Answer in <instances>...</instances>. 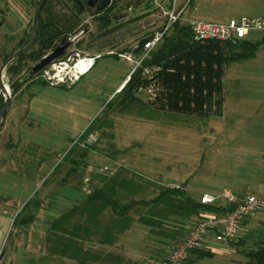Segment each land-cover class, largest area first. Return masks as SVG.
<instances>
[{
	"label": "rangeland",
	"instance_id": "obj_1",
	"mask_svg": "<svg viewBox=\"0 0 264 264\" xmlns=\"http://www.w3.org/2000/svg\"><path fill=\"white\" fill-rule=\"evenodd\" d=\"M36 1L33 0L30 21L22 37L29 32ZM62 1L72 6L69 0ZM172 1L118 0L116 17L111 21V29L114 31L100 40H95L99 32V22L96 19L98 13L91 8L81 14L80 26L67 37L75 36L72 49L82 53L105 54L111 50L123 52V48L132 49L140 38L159 29L162 22L161 8H166ZM175 1L180 5L187 2L186 12L203 20L226 21L241 16L264 17V0H195L193 5H190L188 0ZM59 7L57 6L58 10ZM81 30L83 32H80ZM245 37L254 42L263 41V44L254 58L231 62L226 66L223 77L222 116L201 118L197 115L164 113L156 110L152 120L139 116L135 110L119 112L111 109L107 113L109 123H105L101 129H94L96 141L92 144L96 148L90 149L86 159V166H90V171L101 177L123 165L153 179L157 184L183 186L185 189L191 186L199 189H193L195 191L192 193L188 191L190 195L200 190L218 192L223 189L235 190L237 186L245 189L248 184L253 186L261 175H264V29H249ZM21 38L16 36L14 48L17 39ZM130 52L132 59L136 61L138 57ZM1 60L3 59L0 58V64L3 62ZM25 62L27 67L25 66L26 68L16 77H22L28 71V67L35 64L30 60ZM134 65V62L122 58L116 61L112 56L103 55L85 76L72 85L74 88L71 94L63 93L62 96H56L36 89L35 93L38 95L35 104L38 107L33 122L41 130L38 134L58 139L65 132L70 134L74 131L72 126L74 122L83 123V131L96 115L103 116L105 110H101L104 105L118 92L112 93L118 84L115 83L118 78L115 69L124 67L129 73ZM4 82L10 86L6 70ZM36 85L42 87L38 83ZM84 91H88L91 97L95 93L109 97L93 106L85 103L83 98H78L88 97ZM12 103L9 113L16 105L14 96ZM61 106L64 109H61ZM68 107L70 111H67ZM10 141L12 140H8L0 133V151L7 148L6 144L8 145ZM104 166L110 167V170H104ZM67 168L68 163H64L60 171L50 176L46 185L51 187L44 190L45 188L41 186L38 196H42L45 191L59 193V190L65 187H76L87 171L79 167L78 173L67 184L61 185L60 179ZM251 192L254 193L253 187ZM187 223H182L184 229L189 225ZM173 224L174 221L168 223L167 229L171 230ZM125 237L123 243L127 252L141 264L150 263L152 259L159 260L167 250V245H172L166 242L164 237L151 233L148 228L139 224L134 225ZM254 242L253 238L244 239L241 243L236 241L235 245L230 247L236 248L235 252L225 253L223 256L218 253L214 257H205L197 259L195 263L185 264H243L246 258L239 250L252 247ZM5 256L0 264H9ZM28 259L29 263L28 261L22 263L76 264L71 259H64V262L60 263L59 260H62L60 258H48L34 253L26 254L25 260Z\"/></svg>",
	"mask_w": 264,
	"mask_h": 264
},
{
	"label": "trees",
	"instance_id": "obj_2",
	"mask_svg": "<svg viewBox=\"0 0 264 264\" xmlns=\"http://www.w3.org/2000/svg\"><path fill=\"white\" fill-rule=\"evenodd\" d=\"M39 1L35 3V10ZM69 1L72 6L62 0H46L44 3L37 24L35 43L28 51L13 59L6 68L13 96L29 83L47 85L34 76L20 83L21 77L16 76L27 67L25 60L38 62L45 53L80 26L81 14L90 9L82 7V1ZM194 2L195 0H188L190 5ZM114 8L115 6L95 10L99 22V32L95 40H100L114 31L111 29V11ZM31 29L32 20L27 35L18 40L16 47L3 57V61L30 40ZM151 36L152 33H149L140 38L136 48H123L122 51H132L135 56H142L144 43ZM262 44L263 41L254 42L246 38L235 43L196 42L190 27L177 21L164 33L159 44L142 58L140 65L130 73L122 88L104 105L101 110H105L103 116L97 115L91 120L79 140H83L95 128L101 129L105 123H109L107 113L111 109L119 112L135 110L139 116L152 120L156 110L197 115L201 118L222 116L226 66L231 62L253 58ZM104 56L119 59L116 54ZM145 66L157 69L151 76H144L142 69ZM153 81L158 87L153 96L136 94L138 85ZM60 87L67 89L65 86ZM3 102L0 94V109ZM94 148V144L73 143L56 167L58 172L64 163H68V168L60 179L61 185L67 184L78 173L79 167L86 166L88 152ZM39 201L37 194L31 197L16 215L14 226L20 227L32 221L33 216L29 214V210L37 206ZM230 208V204H202L199 198L188 194L182 186L157 184L154 180L120 165L110 175L102 176L100 187L52 221L43 241V249L48 258L71 259L76 264H141L126 254L121 242L134 225L139 224L148 228L151 233L173 240L185 232L183 222L202 213H223ZM172 221L173 228L169 230L168 223ZM239 251L246 258L243 264H264V231L252 247ZM191 255L194 260L213 256L205 249L193 250ZM190 256L187 263H193Z\"/></svg>",
	"mask_w": 264,
	"mask_h": 264
},
{
	"label": "crops",
	"instance_id": "obj_3",
	"mask_svg": "<svg viewBox=\"0 0 264 264\" xmlns=\"http://www.w3.org/2000/svg\"><path fill=\"white\" fill-rule=\"evenodd\" d=\"M32 4L33 0H0V58L3 59L6 54L13 50L16 36L18 38L22 37L30 21L33 10ZM104 55L108 54L105 53ZM113 59L119 60L114 57ZM115 71L118 77L115 83L118 82V84H116L112 93L118 91L128 73L124 67L115 69ZM73 86L66 89L48 85L39 88L40 86L36 85V83L24 85L14 96L15 108L9 113L13 102L9 111L2 119L0 133L12 141H10L7 148L0 151V262L5 254V257L9 260V264H23L22 261H28L29 263V259L25 260L26 254L34 253L46 256L42 245L52 221L79 203L83 197L100 187L102 183V176L93 174L90 171V166H84L82 169L84 171L87 170L86 174L76 187H65V189L59 190V193L45 191L42 196H38L41 186L45 188L44 190L51 187H47V179L57 172L56 167L61 163L65 152L83 132V123H72L74 131L70 134H66L67 132H65L58 139L40 136L38 132L41 130L33 122V117L38 107L35 104L38 95L35 91L38 90L39 92L43 91L56 96H62L63 93L71 94ZM84 92H87L85 96L88 97L79 96L78 98H83L85 103L92 104L93 106L100 103V101H104L105 97H109L98 93H95L91 97L88 91ZM72 95L77 97L74 93ZM58 107L60 106L58 105ZM61 109H64V107L61 106ZM68 109L67 111H70L69 107ZM110 174L108 173V175ZM182 185L186 186V184ZM252 187L255 194L264 195V175H261V178L253 186L248 184L245 189L237 186L235 190L229 191L237 197H241L247 189L251 192ZM193 189L198 188L189 186L185 190L192 193V191H195ZM210 191L213 190H200L196 194H192V196L198 199L203 192ZM36 194L40 201L37 206L31 207L29 210V214L33 216L32 221L20 227L14 226L16 215L22 210L27 201ZM215 205L224 206L227 203L220 200ZM192 219L185 222L189 224ZM187 227L186 225L185 230ZM263 231L264 213H257L244 221L237 242H241L247 238L257 240L261 237ZM182 236L171 241L170 239L164 240L175 244ZM124 240H126V237H123L121 242L126 254L130 255L123 243ZM234 245V243L229 245L218 243L212 236L209 237L205 250L210 251L213 254L212 257L218 253L223 256L225 253L235 252L236 248H230ZM190 258L193 262L197 261L193 259V255ZM59 262H64V259L59 260Z\"/></svg>",
	"mask_w": 264,
	"mask_h": 264
},
{
	"label": "built area",
	"instance_id": "obj_4",
	"mask_svg": "<svg viewBox=\"0 0 264 264\" xmlns=\"http://www.w3.org/2000/svg\"><path fill=\"white\" fill-rule=\"evenodd\" d=\"M187 2L184 5L173 0L166 8H161L162 22L156 31L152 33L150 39L144 43V53L134 61L130 51H108L107 54H116L118 58L135 63L133 69L128 73L118 91L129 79L130 73L140 65L143 57L162 40L164 33L169 31L174 23L181 21L191 29L193 40L196 42L218 41L235 43L244 39L247 30L254 28L264 29V17L230 18L226 21H209L192 17L186 12ZM80 32H83L81 30ZM75 36H68V47L64 53L51 63L41 68L35 78L53 87H71L86 75L95 65L98 58L104 53H82L72 49ZM137 44L133 47L136 48ZM132 48V49H133ZM157 67L145 66L142 75L151 76ZM158 87L153 82L140 84L136 88V94L140 96H153ZM96 141V132L91 131L83 140L76 139L74 143L80 145L92 144ZM104 170L110 167L104 166ZM114 169L110 171L113 172ZM199 200L202 204H215L223 200L231 205L228 211L223 213H202L194 217L185 230L181 239L172 245H167V250L162 257L155 261L150 260V264H185L191 252L196 249H206L209 237L214 238L218 243L229 245L240 237L244 221L257 213H264V195L250 192L248 189L241 197H237L228 189L218 192H203Z\"/></svg>",
	"mask_w": 264,
	"mask_h": 264
},
{
	"label": "water",
	"instance_id": "obj_5",
	"mask_svg": "<svg viewBox=\"0 0 264 264\" xmlns=\"http://www.w3.org/2000/svg\"><path fill=\"white\" fill-rule=\"evenodd\" d=\"M95 1L96 0H89L87 1L86 4L88 6H93ZM45 2L46 0H40L34 12L33 19H32V29H31L30 40L24 46L15 50L0 65V93L4 99L3 106L0 109V124H1L3 117L5 116V114L7 113V111L9 110L12 104V97H13L11 86H8V89L6 88V85L4 82V71L6 70L7 66L10 64V62L13 59H15L20 54L28 51L35 43L36 36H37V24H38V20H39L42 7ZM109 3H110V0H102L98 8L103 9ZM68 45H69V41L67 40V38L62 39L56 47H54L49 53L45 54L38 62H36L34 65H32L29 68L28 71L22 75L19 82L22 83L24 81H27L28 79L33 77L41 68L51 63L54 59L61 56L64 53L65 49L68 47Z\"/></svg>",
	"mask_w": 264,
	"mask_h": 264
},
{
	"label": "flooded vegetation",
	"instance_id": "obj_6",
	"mask_svg": "<svg viewBox=\"0 0 264 264\" xmlns=\"http://www.w3.org/2000/svg\"><path fill=\"white\" fill-rule=\"evenodd\" d=\"M80 2L82 1V7H86V8H89V9H91V8H94L95 10L96 9H99L98 8V6L101 4V1L102 0H96L95 2H94V5L93 6H88L86 3H87V1H89V0H79ZM117 2H118V0H110V3L108 4V5H106L103 9H109L110 7H112V6H115V8H114V10H112L111 11V15H112V20L114 19L115 20V17H116V15H115V10H116V8H117ZM103 9H99V10H103Z\"/></svg>",
	"mask_w": 264,
	"mask_h": 264
},
{
	"label": "bare ground",
	"instance_id": "obj_7",
	"mask_svg": "<svg viewBox=\"0 0 264 264\" xmlns=\"http://www.w3.org/2000/svg\"><path fill=\"white\" fill-rule=\"evenodd\" d=\"M6 85V88L8 89V86H7V84H5Z\"/></svg>",
	"mask_w": 264,
	"mask_h": 264
}]
</instances>
